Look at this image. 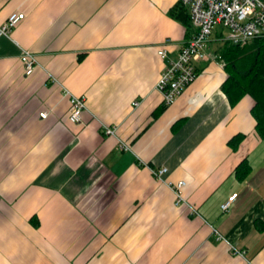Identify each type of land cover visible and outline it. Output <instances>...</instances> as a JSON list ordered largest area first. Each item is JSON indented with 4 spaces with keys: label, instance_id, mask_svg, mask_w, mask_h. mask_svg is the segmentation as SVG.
<instances>
[{
    "label": "crops",
    "instance_id": "0c3cea01",
    "mask_svg": "<svg viewBox=\"0 0 264 264\" xmlns=\"http://www.w3.org/2000/svg\"><path fill=\"white\" fill-rule=\"evenodd\" d=\"M177 1L0 0V25L23 13L0 35V264H264V137L251 97L230 105L223 66L201 60L154 114L155 83L188 35L170 14ZM23 50L36 59L28 76ZM64 90L84 97L78 123ZM179 180L175 205L166 182Z\"/></svg>",
    "mask_w": 264,
    "mask_h": 264
},
{
    "label": "built area",
    "instance_id": "2783aa9c",
    "mask_svg": "<svg viewBox=\"0 0 264 264\" xmlns=\"http://www.w3.org/2000/svg\"><path fill=\"white\" fill-rule=\"evenodd\" d=\"M189 17V32L187 37L177 45L174 59H167L155 83V90L160 93L161 104L169 105L184 90L196 75L195 63L201 60H214L224 66L219 55L209 50V42L214 37L218 42H229L242 45L248 41L264 36V0H178ZM23 13L14 12L7 16L0 25V35H6L11 27L21 18ZM169 43L165 39L156 49V55L164 59L167 55L165 46ZM23 75H30L36 67L35 57L26 50L19 56ZM68 98L67 119L71 123L80 122L81 112L85 109L84 97L74 95L64 90ZM137 102L133 101V105ZM45 112L39 113L40 117ZM104 135L113 133L108 126L102 127ZM118 148L125 150L127 147L119 143ZM166 172L161 167L153 171L156 178L160 179ZM166 184L173 190V204L183 203L182 187L184 181H167ZM234 194L220 204V209L225 211Z\"/></svg>",
    "mask_w": 264,
    "mask_h": 264
},
{
    "label": "trees",
    "instance_id": "16d2710c",
    "mask_svg": "<svg viewBox=\"0 0 264 264\" xmlns=\"http://www.w3.org/2000/svg\"><path fill=\"white\" fill-rule=\"evenodd\" d=\"M170 14L185 26L188 33L190 23L186 9L177 4L170 9ZM213 50L224 62L223 70L226 76L221 83V89L229 104H236L244 95L250 96L253 101L250 115L255 122V133L261 138L264 137V36L256 37L242 45L218 42ZM163 107L161 105L154 114ZM242 138L243 134H234L228 141L229 146L235 149ZM248 171L246 159L239 161L233 169L238 179H243Z\"/></svg>",
    "mask_w": 264,
    "mask_h": 264
},
{
    "label": "rangeland",
    "instance_id": "374dc122",
    "mask_svg": "<svg viewBox=\"0 0 264 264\" xmlns=\"http://www.w3.org/2000/svg\"><path fill=\"white\" fill-rule=\"evenodd\" d=\"M213 52H214V50H213Z\"/></svg>",
    "mask_w": 264,
    "mask_h": 264
}]
</instances>
